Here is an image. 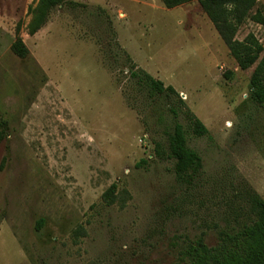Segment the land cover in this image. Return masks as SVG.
<instances>
[{
	"label": "rangeland",
	"instance_id": "obj_1",
	"mask_svg": "<svg viewBox=\"0 0 264 264\" xmlns=\"http://www.w3.org/2000/svg\"><path fill=\"white\" fill-rule=\"evenodd\" d=\"M37 2L0 0V264H183L195 237L213 246L219 228L248 222L245 188L264 198V103L249 97L254 66L238 67L199 4L65 0L30 35ZM17 26L24 58L10 49ZM249 32L264 48V24L248 19L236 38ZM124 53L206 126L194 135L181 108L202 158L194 182L149 158L173 118L133 84ZM112 183L131 195L123 207L102 199Z\"/></svg>",
	"mask_w": 264,
	"mask_h": 264
},
{
	"label": "trees",
	"instance_id": "obj_2",
	"mask_svg": "<svg viewBox=\"0 0 264 264\" xmlns=\"http://www.w3.org/2000/svg\"><path fill=\"white\" fill-rule=\"evenodd\" d=\"M65 0H38L30 8L31 19L27 25L30 35L35 34L46 22L50 11ZM196 1L202 11L212 22L226 44L230 56L242 70L251 66L249 97L256 103H264V48L255 35L249 32L243 39H237L238 28L246 21L253 20L264 24V16L259 9L254 11L257 0H160L166 8H173L184 3ZM10 49L17 56L24 58L29 55V49L17 34ZM124 65L128 66L130 78L140 91L145 92L149 99L164 98L168 110L173 118V125L165 133L166 143L155 141L151 157L162 158L164 154L173 160V171L179 183L190 184L194 182L202 169V158L199 153L189 147L185 125L178 121L182 113L187 121L188 128L196 136L206 135L208 130L203 122L179 98L175 88L162 80L153 77L149 72L137 66L130 57L124 53ZM230 73H227L228 76ZM180 101L181 105L175 99ZM8 121L0 117V143L6 138ZM147 158L141 159L144 163ZM2 163L0 167H2ZM241 208L248 210V222L238 226L219 228L218 241L209 246L205 243L203 235L189 241L181 251L183 264H264V198L254 190L245 188ZM125 187L116 183L110 184L102 193V199L108 205L118 203L123 207L130 198ZM41 224V221L39 225ZM75 237L85 235V228L78 224L72 230Z\"/></svg>",
	"mask_w": 264,
	"mask_h": 264
},
{
	"label": "crops",
	"instance_id": "obj_3",
	"mask_svg": "<svg viewBox=\"0 0 264 264\" xmlns=\"http://www.w3.org/2000/svg\"><path fill=\"white\" fill-rule=\"evenodd\" d=\"M194 2H196V1H192V2H188V3H184V4H182V5H179V6H176V7H182L183 5H188V4H191V3H194ZM201 11H202V9H201ZM203 12V11H202ZM204 13V12H203ZM205 14V13H204ZM206 15V14H205ZM208 18V17H207ZM209 19V18H208Z\"/></svg>",
	"mask_w": 264,
	"mask_h": 264
}]
</instances>
